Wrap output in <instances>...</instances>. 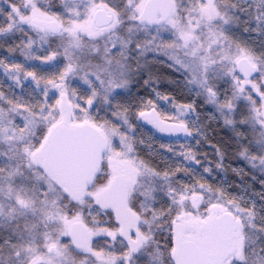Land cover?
Masks as SVG:
<instances>
[{
    "label": "snow or ice",
    "instance_id": "1",
    "mask_svg": "<svg viewBox=\"0 0 264 264\" xmlns=\"http://www.w3.org/2000/svg\"><path fill=\"white\" fill-rule=\"evenodd\" d=\"M0 5V264H264V0ZM150 59L231 133L251 184L208 182L228 167L215 146V162L191 143L141 157L143 122L207 135L195 101L151 78L133 96Z\"/></svg>",
    "mask_w": 264,
    "mask_h": 264
},
{
    "label": "rangeland",
    "instance_id": "2",
    "mask_svg": "<svg viewBox=\"0 0 264 264\" xmlns=\"http://www.w3.org/2000/svg\"><path fill=\"white\" fill-rule=\"evenodd\" d=\"M4 6V5H0ZM3 21L0 20V23ZM237 35H240L238 32ZM252 39L255 40V34H253ZM258 44V41H257ZM5 55V54H3ZM0 55V56H3ZM18 62L23 63V58L18 55L16 56ZM151 62H154V64L159 65V67L154 66L152 64H148V66L143 70V76L139 78V83L136 84V86L133 88V96L135 97L136 93H140L144 96L149 95L150 90H146L143 85V80L151 78L154 81L153 87H155L159 92L170 95L175 97V100L177 103H190L195 101V107L196 111L192 114H189L187 117V121L189 123L198 121L201 126L205 127L206 132V139L201 136L198 139H200V144L196 145L195 140L192 138H188L187 140L184 137V134L182 133L181 136L176 138H167L164 136H161L157 133L154 126L148 124L147 122H143L142 126L138 129V136L143 140V144L139 145V151L140 155L144 159H149L152 162L155 163H163V159H166L167 157H170L171 154L167 153L166 149L161 148V144L169 145L171 144L174 148H179L180 143H191L194 150L198 151V154L200 156H203L204 154H207V158L210 161L215 162L216 160V153L208 152L209 144L208 140L213 135V128L216 125H219L222 127V134L224 137L228 138L227 144L229 145L231 142V133L225 129L222 126V122H217V120L209 119L210 116V108L203 105L200 100L196 99L195 95L192 93H189L186 89H183L182 87H178L177 85L171 83L170 81L176 80L179 77L173 75L171 69H169L163 62L155 61L150 59ZM33 63H39L38 61H35ZM0 79H2V74H0ZM158 111L165 116L173 117L174 116V109L172 108V105L166 103L165 101H160L158 104ZM166 123H174L175 121L173 119H168L165 121ZM195 131V129H193ZM231 158L227 160L226 165L227 170L225 172H216L214 173L213 177L210 178V183H212L214 186L221 181V179L226 180L228 185H236L240 183L241 177L234 174L231 170L232 168H242L244 171H246L248 174L252 173L249 170V167L246 165L245 162H241L236 160V158L233 155V151L230 152ZM245 177V175H244ZM245 183L251 184V178H244ZM255 187H259L258 184L254 185ZM67 239V238H65Z\"/></svg>",
    "mask_w": 264,
    "mask_h": 264
},
{
    "label": "trees",
    "instance_id": "3",
    "mask_svg": "<svg viewBox=\"0 0 264 264\" xmlns=\"http://www.w3.org/2000/svg\"><path fill=\"white\" fill-rule=\"evenodd\" d=\"M3 54L4 53L2 51H0V55H3ZM17 55H18V53L16 54V56ZM148 64H152L154 66L159 67V65L154 64V62H151V60H149ZM222 132H224V131H222V127H220L219 125H216L213 128V135L208 140V144H209L208 152L211 153V152L215 151V148H220V149H222L228 153V158H227V160H228L231 158L230 152H232L233 150L228 147L227 140H226L228 138V136L224 137ZM213 146H215V148ZM227 160L225 163H227ZM244 172H245L244 178H251V174H248L246 171H244ZM208 182L210 183V180H208Z\"/></svg>",
    "mask_w": 264,
    "mask_h": 264
},
{
    "label": "water",
    "instance_id": "4",
    "mask_svg": "<svg viewBox=\"0 0 264 264\" xmlns=\"http://www.w3.org/2000/svg\"><path fill=\"white\" fill-rule=\"evenodd\" d=\"M166 123V122H165ZM170 124V123H168ZM157 130V129H156ZM158 131V130H157ZM158 133H160L161 135H164L166 137H169V138H176V137H179L182 135V132L181 133H173V134H168V133H161L158 131Z\"/></svg>",
    "mask_w": 264,
    "mask_h": 264
},
{
    "label": "flooded vegetation",
    "instance_id": "5",
    "mask_svg": "<svg viewBox=\"0 0 264 264\" xmlns=\"http://www.w3.org/2000/svg\"><path fill=\"white\" fill-rule=\"evenodd\" d=\"M151 125V124H150ZM153 126V125H152Z\"/></svg>",
    "mask_w": 264,
    "mask_h": 264
}]
</instances>
